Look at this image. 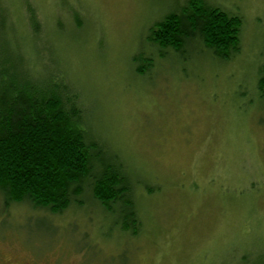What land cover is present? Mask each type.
Returning a JSON list of instances; mask_svg holds the SVG:
<instances>
[{
    "label": "rangeland",
    "instance_id": "374dc122",
    "mask_svg": "<svg viewBox=\"0 0 264 264\" xmlns=\"http://www.w3.org/2000/svg\"><path fill=\"white\" fill-rule=\"evenodd\" d=\"M187 1L0 0V51L79 92L140 222L131 238L89 200L52 216L0 198V264H254L264 252V0H204L243 19L230 62L194 45L158 57L149 29ZM139 52L154 59L144 74Z\"/></svg>",
    "mask_w": 264,
    "mask_h": 264
},
{
    "label": "trees",
    "instance_id": "16d2710c",
    "mask_svg": "<svg viewBox=\"0 0 264 264\" xmlns=\"http://www.w3.org/2000/svg\"><path fill=\"white\" fill-rule=\"evenodd\" d=\"M26 14L30 19L29 8ZM242 26L237 14L189 0L149 29L147 44L158 57L163 56L159 50L183 57L194 45L213 60L228 63L240 53ZM0 53L3 210L25 204L32 211L60 216L89 200L114 218L121 233L136 238L140 222L131 181L120 164L107 162L97 150L99 139L88 125L92 113L81 104L79 92L58 72L44 80L25 66L20 54ZM142 54L133 57L140 74L154 65L151 53ZM142 60L146 69L139 65ZM258 71L257 91L264 102V56ZM254 264H264V252Z\"/></svg>",
    "mask_w": 264,
    "mask_h": 264
}]
</instances>
